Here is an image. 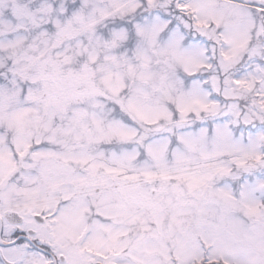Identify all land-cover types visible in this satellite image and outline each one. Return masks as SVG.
<instances>
[{
    "label": "snow or ice",
    "instance_id": "obj_1",
    "mask_svg": "<svg viewBox=\"0 0 264 264\" xmlns=\"http://www.w3.org/2000/svg\"><path fill=\"white\" fill-rule=\"evenodd\" d=\"M0 264H264V0H0Z\"/></svg>",
    "mask_w": 264,
    "mask_h": 264
}]
</instances>
